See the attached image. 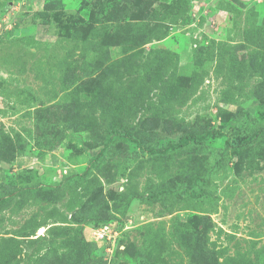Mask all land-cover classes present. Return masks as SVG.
<instances>
[{
    "label": "rangeland",
    "instance_id": "374dc122",
    "mask_svg": "<svg viewBox=\"0 0 264 264\" xmlns=\"http://www.w3.org/2000/svg\"><path fill=\"white\" fill-rule=\"evenodd\" d=\"M261 97L264 0H0V264H264V144L210 149L237 112L264 130ZM113 130L225 136L95 162Z\"/></svg>",
    "mask_w": 264,
    "mask_h": 264
},
{
    "label": "trees",
    "instance_id": "16d2710c",
    "mask_svg": "<svg viewBox=\"0 0 264 264\" xmlns=\"http://www.w3.org/2000/svg\"><path fill=\"white\" fill-rule=\"evenodd\" d=\"M12 31L8 30L7 34L11 33ZM259 105L264 110V97H261L259 99ZM240 111L235 114H233V119L231 122V132L230 135H227L225 141H224V147L223 148H210L212 152H215L216 160L214 162V165H217L220 161L221 157L228 153L229 149L233 146H242L246 144H253V147H259L261 146V143L264 141V130L260 125H256L257 116L251 114L250 112H244V115L246 116L245 120H243V114ZM264 111L262 114L263 115ZM225 136L224 132L222 130H208L203 133H197V132H188V133H182L179 135V137L176 140L168 142L165 146H157L152 143H147L146 140H142L140 138L134 137L130 134H127L122 131H110L106 135L101 149L94 154L91 158L95 160V162H98L105 154V151L107 148L118 139L129 141L133 144H135L138 148H141L148 152L150 155L154 156H163L168 155L170 153L176 152L180 149H183L185 147H188L190 145H205L206 141H208L210 138H219ZM233 140H237V144H233ZM257 144V145H256ZM219 154V156H218ZM83 174H77L75 176L76 178H82ZM207 182V176L206 175H197L194 177L191 186L189 188H186V192L188 195L195 199H202L205 196V191L202 188V185ZM120 200H125L128 198V195L124 192H120ZM128 206V203H126ZM104 224H108L107 222H103L100 220H96L94 223V227H98ZM73 239V238H71ZM95 244V242H92ZM79 251H81L80 248H76L74 250L75 253L69 252L67 256L65 257L64 264H74V261H76L79 258ZM151 262H147L146 264H149ZM159 261H153L152 264H159ZM1 264H9L8 260L5 259L2 261Z\"/></svg>",
    "mask_w": 264,
    "mask_h": 264
},
{
    "label": "built area",
    "instance_id": "2783aa9c",
    "mask_svg": "<svg viewBox=\"0 0 264 264\" xmlns=\"http://www.w3.org/2000/svg\"><path fill=\"white\" fill-rule=\"evenodd\" d=\"M116 231L112 228V226L104 224L98 227H89L88 236L91 241L99 242V241H109L110 244L113 245L116 240ZM110 250V248H108Z\"/></svg>",
    "mask_w": 264,
    "mask_h": 264
},
{
    "label": "crops",
    "instance_id": "0c3cea01",
    "mask_svg": "<svg viewBox=\"0 0 264 264\" xmlns=\"http://www.w3.org/2000/svg\"><path fill=\"white\" fill-rule=\"evenodd\" d=\"M117 131V130H116Z\"/></svg>",
    "mask_w": 264,
    "mask_h": 264
}]
</instances>
